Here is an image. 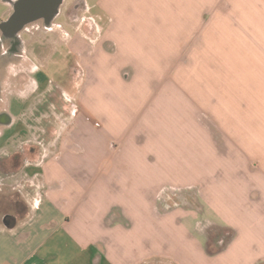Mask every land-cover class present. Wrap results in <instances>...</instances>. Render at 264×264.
<instances>
[{
  "label": "crops",
  "instance_id": "crops-1",
  "mask_svg": "<svg viewBox=\"0 0 264 264\" xmlns=\"http://www.w3.org/2000/svg\"><path fill=\"white\" fill-rule=\"evenodd\" d=\"M100 7L107 19L103 26L91 19L101 30L96 46L61 30L76 56L68 84L76 109L24 114L30 130L60 140L55 153L31 164L43 178H25L33 188L25 197L17 189L25 208L14 222L3 215L13 214L5 207L16 190L0 193V264H264V0H102ZM21 55L25 77L6 84L17 97L40 91L35 76L50 56ZM206 55H223L227 64H205ZM235 59L243 63L231 64ZM226 66L228 76L219 70ZM238 69L242 98L196 94L203 71L230 91V72ZM40 95L55 97V88ZM189 96L212 104L211 128L194 161L186 145L175 152L167 142L188 127ZM83 131L104 138L96 156V143H75ZM131 170L146 178H124ZM188 190L201 211L167 206ZM214 230L227 239L209 251Z\"/></svg>",
  "mask_w": 264,
  "mask_h": 264
},
{
  "label": "rangeland",
  "instance_id": "rangeland-1",
  "mask_svg": "<svg viewBox=\"0 0 264 264\" xmlns=\"http://www.w3.org/2000/svg\"><path fill=\"white\" fill-rule=\"evenodd\" d=\"M75 1L76 0H63L62 5L59 8L61 17L59 16L54 20L53 24H55V26H53L51 30H45L43 24L41 22H38L32 24L29 29H27L30 34L24 33L23 35H20L24 50H28L29 52H31V50L38 45H48V47H50V51L47 52L50 55L48 58V62L43 65V67L38 71L37 76H35V79L41 81L39 83L42 85L38 93L33 92L25 97H17V95L12 93V91H16L17 88H10V86H6V84L8 83L12 85L14 84V82H17L19 78L25 77L23 74V70H27L28 65H26L24 61H22V58L18 60H12V63L8 64L4 68L3 65H0V113H8V115L11 117L10 123L0 124V193L6 190L13 192L19 188L22 190L21 192L23 195L24 192L31 193L33 191V188L27 185L29 183L28 181H26L27 184L25 183V178H43L41 175H35L42 172V170L36 166L39 164V162L37 163V161H35L34 164L36 165H27L30 161L27 155L25 157L26 159L23 157L24 160L21 163L22 168L20 167L18 171H12L11 168L7 167L6 163V160L8 159V156L10 154H12L14 151L22 150V148H25L27 146H33L38 153V159L42 155L51 156L53 153H55V147H57L60 140L57 134L54 132L49 134L50 132L47 131L48 133L46 135H39L35 133L34 129L30 130L27 124L32 122V120L24 118V114L30 113L31 115H35L45 113L49 114L48 116H51V114L55 110H60V112L65 111L71 114L76 109L74 105L75 101L73 100L74 97H72L73 92L68 85L73 81L75 77L74 71H76L75 65L77 64L76 56L74 54H69V48L67 46V41L69 40V38H67L68 35H64L61 30H65L69 34L78 32L81 36L90 37L93 42L92 44L96 46V42L100 39L101 30L100 27H98V30L96 31L93 30L92 27H95L96 25L91 19L95 20L97 24H99V26L101 24V21H103V26L104 21L107 18H105L106 13L104 9L100 7V2L102 0H84L86 8L80 12L74 13L77 14L79 18L81 17L79 22L73 20H65L62 15L72 13L71 8ZM6 12H9L8 9L0 2V20L3 18L4 20H7V18L5 17ZM59 25L61 26V28L58 27ZM204 58L206 59L205 64H208V62L212 64L217 63V65L218 63L222 65L227 64L226 57H224L223 55H206ZM240 58H242V56H240ZM236 63L242 64L243 61L242 59H235L231 64ZM219 70H223L225 72L224 75L228 76L229 71H225L227 70V66L224 69ZM203 76L204 81L202 83L198 82L197 85H194V88H196V94L200 98L213 100V98L227 94H234L235 96L240 95L239 97L242 98L243 93H240L239 91L243 89L240 85L244 84V75L242 70L238 69L234 73L230 72L229 78L232 80L230 91L227 90L225 86L219 82L220 79L217 76H208L205 71H203ZM47 88H55V97L40 95L41 90ZM254 88L255 87L253 85L251 88V94H254ZM57 89H65V91L70 94V98L62 96ZM224 90L230 93H224ZM172 105L174 106L173 109H175V107L177 106L174 103H172ZM210 106L212 107L211 103L202 105L189 96L186 101L188 120L185 125L188 126L187 129L183 130L181 134L178 133L173 136L172 134H170L169 136H167L169 137V139H167V142L172 144V148L175 150V152L176 149H178V147H180L181 145L187 146L189 161L195 160L194 150L201 146L202 143L206 142L205 139L208 136V133L206 132L209 128H211ZM200 112L205 113V115L200 114L202 115V117L198 116ZM50 120L51 118L43 121L46 128L50 127ZM146 120L147 119H139V121ZM69 121L71 122V120ZM157 121L158 120H154V122ZM156 126L158 127L157 124ZM199 128H203L204 133L199 131ZM148 133L152 134L153 132H150L148 130ZM97 134L95 132L91 133L83 131L80 134L82 140L79 142L75 141V143L81 144L83 146H85L84 140L93 145L96 143L97 152L95 155L93 154V156H96L97 153L100 152L101 144L103 147L105 146L104 138L99 137L100 135L97 136ZM180 140L182 141L180 142ZM112 145V147L116 146L115 144ZM12 155H14V153ZM131 171L134 174L131 176H124V178H137L139 174H142L139 171ZM24 173L27 175H25ZM28 175L34 176L31 177ZM138 178L146 177L139 176ZM188 179L190 180L191 178ZM9 182H12V184H9ZM194 192L195 191L188 190L187 193H176L173 198H169L168 205L165 200L166 205L170 207H190L192 209L201 211L203 209L201 201L197 199ZM26 199L30 200L28 198ZM203 199L206 209L204 217L210 218V197H204ZM173 218H176V215L173 214ZM196 218L199 219L201 217L197 215ZM181 219L184 220V222L190 221V218H185L184 215L181 216ZM209 237V246H211L209 251H213L215 249L218 250V248H220L219 246L226 241L227 234L226 232L221 230H214L213 232H209ZM216 246L218 248H216ZM147 264H169V262H164L163 260H153L149 261Z\"/></svg>",
  "mask_w": 264,
  "mask_h": 264
},
{
  "label": "flooded vegetation",
  "instance_id": "flooded-vegetation-1",
  "mask_svg": "<svg viewBox=\"0 0 264 264\" xmlns=\"http://www.w3.org/2000/svg\"><path fill=\"white\" fill-rule=\"evenodd\" d=\"M0 1L9 11L5 13L7 20H4V18L0 20V65H3L4 68L8 64H11L12 60L21 59L24 46L20 35H23L24 33L30 34L27 29H29L32 24L41 22L44 29L47 31L53 28L52 24L54 20L61 15L59 13V8L62 5L63 0L56 9V13L55 0ZM85 8L86 5L84 0H76L71 8L72 13L64 14L62 16L67 21L73 20L79 22L81 17L79 18L77 14L74 13L80 12ZM32 50L38 54L47 53L50 51V47H48V45H38ZM10 122L11 120L8 114L0 113V124H8ZM13 153L14 155H12ZM13 153L10 154L6 160L7 167L11 168L12 171H18L20 167L22 168L21 163L24 160L23 157L25 158L26 155L30 160L29 165H31L34 163L35 157L38 154L33 146L27 151H24V148H22V150L14 151ZM24 208L25 205L20 198V192L19 190H16L12 195V201L5 207L6 210L13 214L11 215L8 212H3L4 220L7 222H14L19 218Z\"/></svg>",
  "mask_w": 264,
  "mask_h": 264
},
{
  "label": "water",
  "instance_id": "water-1",
  "mask_svg": "<svg viewBox=\"0 0 264 264\" xmlns=\"http://www.w3.org/2000/svg\"><path fill=\"white\" fill-rule=\"evenodd\" d=\"M62 0H55V13H56V9L58 8V6L61 4Z\"/></svg>",
  "mask_w": 264,
  "mask_h": 264
},
{
  "label": "trees",
  "instance_id": "trees-1",
  "mask_svg": "<svg viewBox=\"0 0 264 264\" xmlns=\"http://www.w3.org/2000/svg\"><path fill=\"white\" fill-rule=\"evenodd\" d=\"M32 146H27L24 148V151H27L28 149H30Z\"/></svg>",
  "mask_w": 264,
  "mask_h": 264
}]
</instances>
